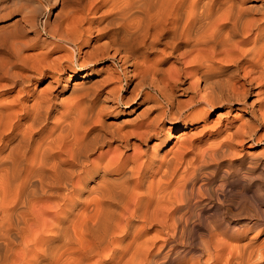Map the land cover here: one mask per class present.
Returning a JSON list of instances; mask_svg holds the SVG:
<instances>
[{"label": "bare ground", "instance_id": "6f19581e", "mask_svg": "<svg viewBox=\"0 0 264 264\" xmlns=\"http://www.w3.org/2000/svg\"><path fill=\"white\" fill-rule=\"evenodd\" d=\"M34 1L0 7V264H264V0Z\"/></svg>", "mask_w": 264, "mask_h": 264}, {"label": "rangeland", "instance_id": "374dc122", "mask_svg": "<svg viewBox=\"0 0 264 264\" xmlns=\"http://www.w3.org/2000/svg\"><path fill=\"white\" fill-rule=\"evenodd\" d=\"M16 2H17V0H0V5H1L0 7H1V9H3V12H5V11L7 12V10L9 11V10L13 9L16 6ZM52 2H53V0H52ZM52 2L50 3L51 5H52ZM31 3H33V2H31ZM9 7L10 8L12 7V8L10 9ZM57 10H58V4L51 9V15H50V19L51 20L54 18V14L56 13ZM40 16L41 15H39V17ZM9 17L0 20V25L10 23V21H13V19H15L18 16L15 15V14H11ZM7 20H10V21H7ZM20 30H22L26 34L27 37H28V35H29V37H32L34 35V34H32L34 32L33 29L28 27L27 25L26 26L23 25L22 27H20ZM36 46H39V45L37 44ZM27 53L28 54H34V53H36V51L35 50H29V51H27ZM110 64H111V62L110 61H106V60L98 62L95 65L94 70L92 71L93 73H92L91 77L88 78V80H90L89 82L90 83H96L97 80H100L101 78H103V76H104L103 72L106 71V68H108V66H110ZM119 65L120 64L117 63L118 67H119ZM29 69L30 68L27 67V69L24 71V73H27L26 75L31 76V75H33L32 74L33 71L31 69L30 70ZM68 73H69V70H66V74H68ZM26 79H28V78H26ZM26 79H24V81H25V90H26L25 92L26 93L24 92V95L22 96L23 99H25L26 97H29V99H31L33 95L39 93L43 88H45V85L47 84V80H48V78H44V79H41L40 81H37V79H35L33 76L31 77L30 81H28ZM78 80H80V79H78ZM19 88L17 86L16 88H14V90H11L8 93V95H10V96L16 95V93L19 90ZM124 88H128L130 90L132 88V85L128 87L124 83ZM60 89H61V85L57 86V88L53 90V94H56ZM4 93L5 92H3L1 94H4ZM59 97H60L59 99H61V101L66 102L67 100H69L71 98V93L67 89V90L63 91V93H60ZM128 112H129V109L120 110L117 113H115L116 114L115 118L112 117L114 114H111V115L108 114L106 116V118H107V120L115 121L114 122L115 125H122V123H120V120L123 119V118H127V117L131 116V114H129ZM216 114L217 113L212 114L211 117H210V120H212V121L215 120L216 119ZM231 118H233V115H232V117H230V119ZM263 133H264V131H263ZM176 134H178V133H176ZM261 144H260L259 147H256V148L252 149L250 151V152H252V153H250L251 155H248V156H251L252 158H256L257 157L258 159L262 160V165H264V142H262ZM245 148H246V146H245ZM259 177L260 178L258 179V182H257L258 188H259L258 191H256L257 189H255L252 186V184H248L247 183V185L249 187V190H252V191L255 190L257 193L259 192L258 196H260L261 199L263 200V204L258 205L259 206L258 210H259V213H260L264 209V177H262L261 175ZM222 194H223V198L222 197L221 198L225 202L229 203L230 201L233 202V200L236 201V202L237 201H242L247 206H250V204L248 202L247 195H240L241 194L240 188L237 189V190H233V189H230L228 191L226 190ZM228 203H225V205L228 204ZM226 206H228V205H226ZM205 212H207V211H205ZM209 212L212 213L211 211H209ZM208 214H209L208 212L205 213V216H207ZM251 234L253 235L254 233H251ZM263 242H264V229L260 231V235H258V237L256 238L255 244L257 246H260Z\"/></svg>", "mask_w": 264, "mask_h": 264}]
</instances>
